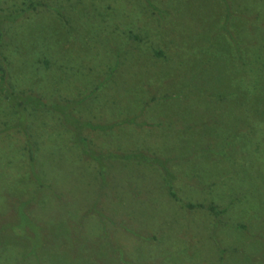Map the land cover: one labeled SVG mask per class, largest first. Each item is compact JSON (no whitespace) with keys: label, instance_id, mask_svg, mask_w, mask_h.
I'll return each mask as SVG.
<instances>
[{"label":"rangeland","instance_id":"rangeland-1","mask_svg":"<svg viewBox=\"0 0 264 264\" xmlns=\"http://www.w3.org/2000/svg\"><path fill=\"white\" fill-rule=\"evenodd\" d=\"M45 1L6 26L8 79L99 124L85 132L96 153L144 162L86 167L66 125L33 114L53 169L33 172L43 199L21 179L23 137L1 129L22 118L0 102V264H264V0ZM152 3L172 17L158 65L125 43ZM169 183L206 207H180Z\"/></svg>","mask_w":264,"mask_h":264},{"label":"trees","instance_id":"trees-1","mask_svg":"<svg viewBox=\"0 0 264 264\" xmlns=\"http://www.w3.org/2000/svg\"><path fill=\"white\" fill-rule=\"evenodd\" d=\"M14 6L15 10L9 14L0 12V102L3 103L4 106L8 107V109L5 107L4 111L11 110L13 114H18V116H21L22 121L16 123L13 126H7L6 123V126L4 125V127L1 129L3 133L9 132L11 130H17L23 137L21 141L22 152L17 155V159L20 165L28 166L27 171L24 168L22 173H20L22 177L21 179L25 184V188L34 192L38 196L42 195L43 199H46L45 195H47V191L44 190L43 186L41 185L42 183L39 184L36 182L33 172L37 175H40L41 178H49L50 182H52L50 175L53 173V169L52 167L51 170L49 169L51 165L47 161L49 157L48 154L43 153V136L41 135V132L34 129V123H30L32 122L31 116L37 113H44L46 116L55 118L63 125H66V128L73 135L70 137L69 142V144L72 146V150L70 149L71 151L67 152L76 155L77 158H80L83 163L85 162L86 167L90 168L92 165H96L95 163L98 161L102 163L103 166H106V168L109 164H115L116 161H119V163L123 161L131 164H142L144 162V156L142 153L138 152H126V154H123L110 150L106 154L96 153L89 142L88 135H86L85 132L89 129H98L99 124L89 119L83 120L80 116L75 114L77 106H69L72 104V102H69L70 100L65 99L59 101L54 99L53 101L48 102V100H45L40 93L35 94L34 92L29 91L28 88L17 89L14 87L12 80L10 78L8 79V73L11 74V61H9L6 56L1 54V47L6 42V26L8 23L12 24L17 22L19 18H23V14L25 13L30 14L33 11L40 9V7L50 8L51 5L45 0H22L21 2H16ZM148 8L150 9L153 19L148 18V25L143 30L132 29L129 33L130 40L125 39V43L126 45H129L130 43L133 51L142 52L145 57L150 58L148 60L149 62L158 65L160 60L166 59L167 56L165 55V51L158 47L157 44H159V42L156 41L158 40V37H162L160 35V29L162 30L165 27L166 22L172 18L169 15L171 10H167L163 6H158V4L155 3L150 4V7ZM53 10L59 17H61L62 20L67 19L66 15L59 7L53 6ZM48 66L49 65H45L44 67L49 68ZM63 66L64 64L60 63L58 68L62 69ZM170 97L171 96H168V98ZM171 98H176V95H173ZM66 103L69 105L67 106ZM52 140H54V144H56L55 147H60L57 138ZM74 146L76 148H74ZM78 150L81 151V153L78 152ZM60 153L62 152L60 151ZM148 159H153V162L157 164L161 162V160L158 161L156 158L149 157ZM44 163L46 166L43 165ZM44 167H46V170ZM95 172H102V170L99 168L96 169ZM168 185L169 186L167 190L169 191L171 197L174 198L175 201L180 205V207L185 209L206 207L201 203L196 204L194 202L181 200L172 183H169ZM24 198H26V196H24ZM207 207L208 210L213 212L216 216H219V214L224 212V208L220 209L216 204H209ZM4 244L5 243L0 238V249ZM31 254L32 257L36 256L35 252Z\"/></svg>","mask_w":264,"mask_h":264}]
</instances>
